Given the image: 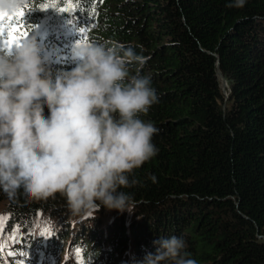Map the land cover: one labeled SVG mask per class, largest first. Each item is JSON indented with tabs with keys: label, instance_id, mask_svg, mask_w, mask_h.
Segmentation results:
<instances>
[{
	"label": "trees",
	"instance_id": "trees-1",
	"mask_svg": "<svg viewBox=\"0 0 264 264\" xmlns=\"http://www.w3.org/2000/svg\"><path fill=\"white\" fill-rule=\"evenodd\" d=\"M48 2L25 0L24 21L53 77L75 67L78 40L146 57L140 72L159 102L140 118L159 129L158 153L120 189L136 200L131 214L101 207L73 217L59 193L37 201L0 191L7 264H144L154 241L172 235L198 264H264V0L239 9L229 0H71L66 13L58 9L68 0L41 10Z\"/></svg>",
	"mask_w": 264,
	"mask_h": 264
},
{
	"label": "clouds",
	"instance_id": "clouds-1",
	"mask_svg": "<svg viewBox=\"0 0 264 264\" xmlns=\"http://www.w3.org/2000/svg\"><path fill=\"white\" fill-rule=\"evenodd\" d=\"M24 3L0 0V13ZM245 4L229 0L227 7ZM41 53L28 36L0 54V191L12 200L22 190L37 201L59 193L73 217L101 207L135 212L133 195L120 189L136 185L129 177L158 153L159 129L140 118L159 102L151 76L140 72L146 57L115 42L78 40L71 48L75 67L53 77ZM129 65L138 66L135 74ZM154 244L144 264H198L183 237Z\"/></svg>",
	"mask_w": 264,
	"mask_h": 264
},
{
	"label": "snow or ice",
	"instance_id": "snow-or-ice-1",
	"mask_svg": "<svg viewBox=\"0 0 264 264\" xmlns=\"http://www.w3.org/2000/svg\"><path fill=\"white\" fill-rule=\"evenodd\" d=\"M41 10L46 9H57V0H50V2L39 6ZM76 5H74L71 0H68L67 7H61L58 9L60 13H66L74 10ZM25 9H28V5L24 4L22 7L18 8L14 13H0V44H2L4 49L11 52L13 47L19 46L22 39L27 38L29 31L33 27L30 24H26L24 17L26 14ZM84 29L80 28L79 32H83ZM8 218L5 216H0V223H3ZM41 236L48 238L52 236V232L49 228H45L41 232Z\"/></svg>",
	"mask_w": 264,
	"mask_h": 264
},
{
	"label": "rangeland",
	"instance_id": "rangeland-1",
	"mask_svg": "<svg viewBox=\"0 0 264 264\" xmlns=\"http://www.w3.org/2000/svg\"><path fill=\"white\" fill-rule=\"evenodd\" d=\"M221 86H222V92H223V94L225 95V94H228V89H227V84L225 83V84H223L222 82H221ZM2 211V208H0V212ZM1 214V213H0ZM126 249H128V248H126ZM17 252V251H16ZM53 259L55 260V259H57L56 257H53Z\"/></svg>",
	"mask_w": 264,
	"mask_h": 264
},
{
	"label": "water",
	"instance_id": "water-1",
	"mask_svg": "<svg viewBox=\"0 0 264 264\" xmlns=\"http://www.w3.org/2000/svg\"><path fill=\"white\" fill-rule=\"evenodd\" d=\"M217 73H218V76H219V79L221 80V82H222L223 84H225L226 81L223 79V77H222V75L220 74V72L218 71Z\"/></svg>",
	"mask_w": 264,
	"mask_h": 264
}]
</instances>
